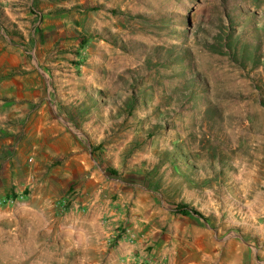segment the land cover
<instances>
[{
    "label": "rangeland",
    "instance_id": "obj_1",
    "mask_svg": "<svg viewBox=\"0 0 264 264\" xmlns=\"http://www.w3.org/2000/svg\"><path fill=\"white\" fill-rule=\"evenodd\" d=\"M0 264H264V0H0Z\"/></svg>",
    "mask_w": 264,
    "mask_h": 264
},
{
    "label": "trees",
    "instance_id": "obj_2",
    "mask_svg": "<svg viewBox=\"0 0 264 264\" xmlns=\"http://www.w3.org/2000/svg\"><path fill=\"white\" fill-rule=\"evenodd\" d=\"M135 106V104L132 102L131 105L129 106V109H133ZM179 206L181 208H179V210L183 213V214H190V213H194V214H200L199 211H197L195 208L190 207L187 204H179Z\"/></svg>",
    "mask_w": 264,
    "mask_h": 264
}]
</instances>
